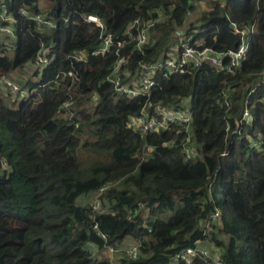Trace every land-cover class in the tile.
Returning a JSON list of instances; mask_svg holds the SVG:
<instances>
[{"label": "trees", "instance_id": "16d2710c", "mask_svg": "<svg viewBox=\"0 0 264 264\" xmlns=\"http://www.w3.org/2000/svg\"><path fill=\"white\" fill-rule=\"evenodd\" d=\"M5 1L15 34L0 35V79L28 73L41 43L48 63L25 80L16 77L33 91L29 98L16 100L0 87V264H185L174 256L196 241L225 264H264V0ZM20 8L54 27L38 29ZM136 17L157 19L141 49L127 34ZM230 20L255 24L238 68L203 62L183 73L162 69L148 97L118 94L106 79L117 48L93 54L107 33L124 39L117 49L127 58L122 81L135 85L149 73L140 63L169 57L179 29L194 33L192 44L202 38L216 52L236 48L240 36ZM76 52L85 60H74ZM253 87V124L238 136L232 130ZM145 104L150 112L188 106L192 159L184 155L182 126L144 134L131 127ZM215 210L220 215L204 234ZM129 242L139 244L134 259L103 253Z\"/></svg>", "mask_w": 264, "mask_h": 264}, {"label": "built area", "instance_id": "2783aa9c", "mask_svg": "<svg viewBox=\"0 0 264 264\" xmlns=\"http://www.w3.org/2000/svg\"><path fill=\"white\" fill-rule=\"evenodd\" d=\"M19 14L24 17H30L38 29L51 28L54 27V22L50 19L45 18L41 13L29 14L25 9L20 8ZM88 21L95 23L98 27L102 28L103 24L99 17L94 15L86 16ZM14 22L15 19L11 13L8 11V4L5 0H0V35H10L11 38L14 37ZM157 23L156 18H146V17H136L130 24L127 34L131 40L135 41V48L141 49L144 44L149 40V30ZM230 27L236 34L240 36V43L234 49H228L226 51L216 52L209 47H204V40L198 39L193 44L191 43L194 38V33H190L187 36H183V30L179 29L176 33L179 35V41L175 46L177 52V57L172 58V54L163 60H159L154 63L146 64L140 63V67L146 70L148 75L139 78L135 85H130L129 82L122 81V67L126 64L127 58L124 55H120L117 52L118 48L124 46V39L116 38L111 33H107L101 37L100 45L93 52V54L105 53L111 48L115 49L117 54V59L111 65V72L106 77L108 82L113 84L115 92L118 94L128 95L130 97L136 95H146L150 94V90L153 86L157 84L154 76L159 70L164 69L163 75L168 73H183L188 68L199 67L203 62H209L211 65L218 67L219 69H224L231 72L232 70L238 68L243 59L246 57V52L248 48V35L251 33L255 24L244 25L237 23L235 21H229ZM136 29V33L132 32V29ZM5 45L8 42L5 41ZM45 46L40 44V50L37 53L36 61L30 66V68L37 69L40 71L48 63L47 52H44ZM72 58L76 61L85 60L86 54L83 52H76L72 54ZM67 76H71L72 79L75 78V74L72 71L65 72ZM260 84L264 85V70L259 74ZM1 90L16 100L29 98L33 91L26 88H22L18 83L9 77H2L0 79ZM256 90V87L250 89L247 93L245 99V105L242 109L240 118L236 121V126L232 130L236 135L240 136L245 133L244 128L251 127L253 124L252 117L248 108V98L249 95ZM39 99L35 98L34 102H38ZM225 104L228 105L225 100ZM65 106L68 103L64 104ZM191 111L188 106L184 109H179L174 112H168L160 108L158 105L154 106L152 112L148 110V105L145 104L141 109L140 114L134 118L130 125L131 127L140 134L153 131H164L169 129L172 125H179L184 128L185 136V146L184 155L186 159H192L196 153V148L190 140V124H191ZM225 131L227 134L231 131L230 125L226 123ZM250 145L254 146L255 143L250 141ZM149 150V147L147 148ZM222 152L221 155H224ZM108 186H103L100 188V192L107 188ZM94 212H100V204L98 199H94L91 204ZM219 211L215 210L210 216L203 222V233L207 234L212 230L213 225L219 217ZM104 238V234H101ZM105 251L109 252L111 256H122V252L128 258L134 259L139 253V244L129 243L126 246L119 248H113L112 246H106ZM121 253V254H120ZM200 259L204 264H225L221 256L212 253L201 241H196L192 246L185 248L184 250L178 252L174 256V260L182 261L185 264H192L194 259Z\"/></svg>", "mask_w": 264, "mask_h": 264}, {"label": "rangeland", "instance_id": "374dc122", "mask_svg": "<svg viewBox=\"0 0 264 264\" xmlns=\"http://www.w3.org/2000/svg\"><path fill=\"white\" fill-rule=\"evenodd\" d=\"M38 3H39L40 6L43 5V0H39ZM202 8H205V7L202 6ZM174 40L179 41V38L178 37L176 39H175V37L171 38V40L169 41L168 47L165 50L167 53L172 54V58H176L177 57V52L175 50V46L177 44H174V42L172 43V41H174ZM26 71H28L29 74L27 72H22L21 73L20 69H17V70L12 71L11 73H9L8 77L11 78L14 81H15L16 77L20 78L21 80H25L28 77H31V75H33L34 68H27ZM92 198H93V196H92ZM88 200L90 201L91 198L90 197L83 198L81 200V202L82 203H86V201H88ZM204 245L207 246L205 242H204ZM207 248L209 249L208 246H207Z\"/></svg>", "mask_w": 264, "mask_h": 264}, {"label": "crops", "instance_id": "0c3cea01", "mask_svg": "<svg viewBox=\"0 0 264 264\" xmlns=\"http://www.w3.org/2000/svg\"><path fill=\"white\" fill-rule=\"evenodd\" d=\"M131 243V242H129ZM103 253L106 254V255H110V257H113V258H119V256L115 257V256H111V254L105 250H103Z\"/></svg>", "mask_w": 264, "mask_h": 264}]
</instances>
